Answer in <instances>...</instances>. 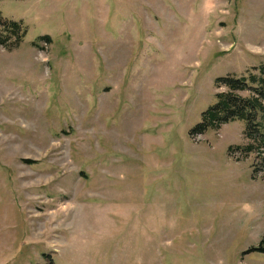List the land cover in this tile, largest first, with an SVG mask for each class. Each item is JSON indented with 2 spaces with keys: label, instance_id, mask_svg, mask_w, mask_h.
I'll use <instances>...</instances> for the list:
<instances>
[{
  "label": "rangeland",
  "instance_id": "374dc122",
  "mask_svg": "<svg viewBox=\"0 0 264 264\" xmlns=\"http://www.w3.org/2000/svg\"><path fill=\"white\" fill-rule=\"evenodd\" d=\"M0 12L28 28L0 46V264H264L262 141L192 133L217 94L254 96L217 80L261 77L264 0Z\"/></svg>",
  "mask_w": 264,
  "mask_h": 264
},
{
  "label": "trees",
  "instance_id": "16d2710c",
  "mask_svg": "<svg viewBox=\"0 0 264 264\" xmlns=\"http://www.w3.org/2000/svg\"><path fill=\"white\" fill-rule=\"evenodd\" d=\"M27 33L28 28L23 21L10 20L0 12V46H6L8 41L15 39L16 43L13 48H18ZM38 41L51 42V39L49 36H43L39 37ZM34 43L38 46L37 42ZM260 75L259 79L254 76L249 79L246 77L239 79L219 78L217 83L225 85L230 91H243L249 88L253 90L254 96L244 99L232 93L217 94V103L203 113L202 122L195 126L192 133L202 134L211 128H219L224 123L243 120L247 123L246 137L259 142L262 141L264 145V122L260 119L258 121V115L264 116V65L260 68ZM255 83L259 85L257 88L252 86ZM253 149L254 147L249 145L245 148V151L250 153ZM262 162L264 163V158H262ZM263 243L264 240H262L259 247L252 248L249 252L264 253Z\"/></svg>",
  "mask_w": 264,
  "mask_h": 264
}]
</instances>
